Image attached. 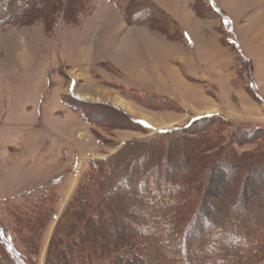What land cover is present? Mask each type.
<instances>
[{
  "label": "rangeland",
  "instance_id": "obj_1",
  "mask_svg": "<svg viewBox=\"0 0 264 264\" xmlns=\"http://www.w3.org/2000/svg\"><path fill=\"white\" fill-rule=\"evenodd\" d=\"M88 1L91 12L78 24L67 25L63 19L52 24L37 13L24 25L0 30V247L8 251L6 257L13 264H64L63 246L92 255L91 247L101 253L131 240L147 214L138 197L125 188L102 201L98 188L87 194L86 184L93 183L88 178H94L99 166L88 161L113 156L129 165H144L154 157V164L144 166L140 175L164 169L159 178L185 191L194 185L202 212L210 211L206 217L213 223L235 227L236 220L249 222L255 226L239 236H261L264 0L182 1L203 22L205 38L216 40L227 59L220 77L210 70L203 71L201 79L196 70L191 79L197 81L187 77L195 84L192 91L171 86L169 91L152 71L144 77L140 70L130 72L127 62L128 68L119 65L114 51L127 36L122 26H134L121 16L126 0ZM136 1L157 8L151 9L156 20L146 27L148 32L172 47L189 49L176 19L155 0L132 4ZM198 117L202 121L177 138L141 144L162 131L186 128ZM252 127L258 131L250 136L246 129ZM133 142L140 145L121 150ZM43 191L51 194L43 206L54 216L36 223L35 217L45 214ZM228 242L211 248L218 250Z\"/></svg>",
  "mask_w": 264,
  "mask_h": 264
},
{
  "label": "trees",
  "instance_id": "obj_2",
  "mask_svg": "<svg viewBox=\"0 0 264 264\" xmlns=\"http://www.w3.org/2000/svg\"><path fill=\"white\" fill-rule=\"evenodd\" d=\"M125 2L126 5L120 12L126 24L134 26L149 25L156 20L155 14L153 16L151 11L156 6L149 5V8L148 6L143 7L144 4L137 1L134 4H132V0H126ZM90 12L91 6L88 0H0V30L8 26L24 25L32 15L37 13H43L45 20L52 24L58 19H63L65 24L74 25L78 24L81 16ZM140 98L143 99V97ZM201 119L203 118L193 119L186 128L162 131L154 137L142 141L141 144L149 145L155 140L177 138L184 131H187L193 123L202 121ZM137 124L144 131L146 130L143 124ZM246 130L249 131L250 136H253L258 128L252 127ZM136 145H140V142L123 145L121 150L130 149L136 147ZM153 158H149L144 165L141 162L130 165L128 162H118L114 156L108 160L98 162L88 161V163H97L99 166L95 165L94 178H88L93 183L92 186L89 185V182L86 184L89 189L87 194H92L94 192L93 188L94 190L98 188L97 191L103 194L99 199V201H102L107 199L109 195L117 194L121 190L119 188H125L130 196L138 197L140 204L145 208L147 207V214L144 215L138 232L131 240L114 243L101 253L91 247V250L90 248L88 250L94 253L92 255L83 254L81 248L78 250L79 247L69 250L66 246H63L60 249V251H65V258L61 257L60 259L62 263L131 264L135 261L138 264H259L264 259L263 222H261L263 226L259 228L263 232H261V236L258 233H249V237L245 236V239H242L243 237L241 238L239 234L241 235L242 230L245 228L254 227V224L251 225L249 222L239 224L236 220V223L233 222L235 227H228L213 223L208 219L209 217H206V214L210 211H204L205 214H203L201 195L193 184L190 185V192L185 191V187L176 185L172 180L159 178L157 175L164 169L156 168L155 165L152 166V169L155 167L154 172L140 175L144 166L154 164ZM40 195L41 199L44 200H42L41 207L45 208L42 209L45 214L35 215L36 223L40 217L47 215L48 218L49 216L53 218L54 216L51 212L46 211V207L43 206L49 200L51 194L43 191ZM34 200V203L39 201L38 199ZM41 207L39 206V208ZM199 222L201 223L199 224ZM198 224L199 227L204 225L203 228L201 227L202 230L197 228ZM213 232L216 234H213ZM230 239L237 243L233 246L229 245L228 241ZM226 240L228 243L225 247L218 250L211 248L219 241ZM193 241H195L193 243L196 252L195 258H191L193 255L190 254V244ZM174 244L177 245L176 249H173ZM6 252H8L6 249L0 252L4 264H13L12 259L6 257ZM25 263L30 264L27 260Z\"/></svg>",
  "mask_w": 264,
  "mask_h": 264
},
{
  "label": "crops",
  "instance_id": "obj_3",
  "mask_svg": "<svg viewBox=\"0 0 264 264\" xmlns=\"http://www.w3.org/2000/svg\"><path fill=\"white\" fill-rule=\"evenodd\" d=\"M182 1L155 0L158 7L177 20L182 32L189 40V49L187 46L178 47L176 44L172 47L160 41L163 39L148 32L146 27L148 26L149 29L153 27L155 24L153 21L145 26L135 25L129 28L125 25L122 26L125 28L127 36L125 40H121L120 44L115 46L114 51V56L117 57L115 61L119 65L128 68L125 65L127 62L130 64V72L134 74L140 70L144 77H148L152 71L155 77L161 76L162 84H166L169 91H172L171 87H175L176 90L188 89L192 91L195 84L187 81V77L197 81L191 79L193 76H197L196 70H199L198 79H201L203 74L206 76L203 73L206 70L214 71L213 74L220 77L223 75L220 74V71L224 69L222 63L227 62V59L224 60V57L221 56L222 47L217 44L216 40L205 38L206 35L202 31L203 22L197 19L191 9ZM141 37L143 38L141 39ZM143 61H145V65L142 66ZM212 61H216V63L213 64ZM149 63L153 64L149 65Z\"/></svg>",
  "mask_w": 264,
  "mask_h": 264
}]
</instances>
